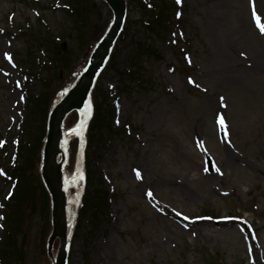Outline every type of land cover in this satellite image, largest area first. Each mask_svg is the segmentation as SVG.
<instances>
[{
	"label": "rangeland",
	"instance_id": "374dc122",
	"mask_svg": "<svg viewBox=\"0 0 264 264\" xmlns=\"http://www.w3.org/2000/svg\"><path fill=\"white\" fill-rule=\"evenodd\" d=\"M162 1L128 0L92 97L107 120L88 148L84 143V157L78 140L70 143L65 173L76 177L75 210L81 205L75 194L84 188L103 189L107 199L102 210L92 204L80 214L68 264H264V33L253 16L264 24V0H181L158 24ZM68 5L76 12H66ZM112 19L102 0H0L1 161L18 160V141L38 144L44 133L47 110L28 95L60 100ZM156 20L164 26L151 34L146 26ZM62 43L66 50L57 57L41 52ZM77 120L70 114L64 128ZM33 161L24 259L53 264L49 207L34 189L38 153ZM11 189L0 174V239L2 200ZM58 247L57 240L54 256Z\"/></svg>",
	"mask_w": 264,
	"mask_h": 264
},
{
	"label": "water",
	"instance_id": "95a60500",
	"mask_svg": "<svg viewBox=\"0 0 264 264\" xmlns=\"http://www.w3.org/2000/svg\"><path fill=\"white\" fill-rule=\"evenodd\" d=\"M112 8L115 15V23L110 32L96 48L87 71L82 75L76 87L57 107L52 115L50 131L45 149L44 181L52 195L54 229L49 240V254L51 255L53 243L57 238L61 240L57 264H66L67 245L74 224L76 213L73 211L74 202L71 201L68 189L72 184L63 175V165L66 160L68 142L81 136L82 129L88 120V96L94 85L97 74L104 67L115 40L122 28L126 15L125 0H105ZM73 110H78L81 115V124L78 129L63 133L62 125L66 116ZM62 155V162H57Z\"/></svg>",
	"mask_w": 264,
	"mask_h": 264
},
{
	"label": "trees",
	"instance_id": "16d2710c",
	"mask_svg": "<svg viewBox=\"0 0 264 264\" xmlns=\"http://www.w3.org/2000/svg\"><path fill=\"white\" fill-rule=\"evenodd\" d=\"M72 4H80V0H70ZM87 1V0H86ZM69 2V1H68ZM70 4V3H69ZM152 5H154L152 3ZM171 5L175 6L173 1L169 0H163L161 4H159L156 9L160 12L158 13V24L162 23L163 20L166 18L168 21L171 14ZM70 6V5H69ZM71 8V7H70ZM75 10V9H74ZM77 15H76V22L82 23L80 21L81 15L80 11L82 10L81 14H84V9H76ZM76 12V11H75ZM156 22L151 21L149 26H146L148 31L152 33H156L157 27L164 25L157 24ZM165 20V21H166ZM164 32V29L161 28L160 34ZM165 32L169 33L168 27ZM164 34V33H163ZM54 49V48H53ZM152 46L150 44H146L144 47V52H149L148 50H151ZM60 53V47H55V50H53L52 54L54 56H58ZM33 102L38 104L37 109L39 111H44L46 109V118L48 114V107H49V99L47 96L43 95L40 96L37 99H33ZM37 114V112H35ZM108 115L101 112V114L98 113L93 120V125L91 130L93 129V135L92 141L94 139L95 130L98 132L99 129L103 126L104 122L107 120L106 117ZM47 120V119H46ZM46 134V121H45V129L44 133L42 134L40 138V142L36 144V138L34 140L30 141H22L20 145V152L18 154L19 159L18 160H12L11 158L7 159L6 161H0V169L4 170L7 174V177L10 178V180L14 184V190L12 194L4 201V207H5V215H4V235L2 237V241L0 242V264H11V261L15 264H25V255H24V240L26 239L25 234L23 233V224H24V218L26 217V208L27 203L29 199L30 193V187H29V175L26 177V173H28L29 168L32 167V164H34L33 156L37 153H40V149L43 146L44 138ZM36 136L35 134L33 135ZM37 182L39 180V183L34 188L37 191H41L45 198L46 202L49 207L50 212V200L48 197V194L38 176L36 178ZM92 188V189H91ZM106 199H107V193L103 191V189H93V187L90 186V188L87 190L86 195L83 198L82 206H81V213L84 212V210L87 208L90 209V211L93 210L94 205H96L99 209L106 205ZM94 204V205H92ZM86 209V210H87ZM100 209V210H102ZM96 214V213H95ZM22 235V243H20L19 237Z\"/></svg>",
	"mask_w": 264,
	"mask_h": 264
},
{
	"label": "bare ground",
	"instance_id": "6f19581e",
	"mask_svg": "<svg viewBox=\"0 0 264 264\" xmlns=\"http://www.w3.org/2000/svg\"><path fill=\"white\" fill-rule=\"evenodd\" d=\"M3 33H8V31H6V30H4L3 31ZM1 40V39H0ZM0 46H1V44H0ZM224 65L225 64H223V67H224ZM238 77H239V75H238ZM234 78H236V77H234L233 76V79ZM83 152H84V146L83 145H80V149H79V155L80 156H82L83 155ZM166 179L165 180H167V181H165V182H167L166 184H163V186H165V187H169L168 185H171V179L170 178H167V177H165ZM73 181H76V177H74V178H71ZM208 179H210V178H208ZM138 180H142V176H139V178H138ZM175 183V182H174ZM172 187V186H171ZM153 192H155L154 190H153ZM154 194V193H153ZM174 220H176V218L174 219ZM179 221H183V218H181V217H179V219H178ZM178 220H176V221H178ZM178 221V222H179ZM199 225V221H196V222H194V223H191V225L190 226H192V227H196V226H198Z\"/></svg>",
	"mask_w": 264,
	"mask_h": 264
},
{
	"label": "snow or ice",
	"instance_id": "6c2138e0",
	"mask_svg": "<svg viewBox=\"0 0 264 264\" xmlns=\"http://www.w3.org/2000/svg\"><path fill=\"white\" fill-rule=\"evenodd\" d=\"M176 3H177V4H180V3H181V0H176ZM253 16H254V18L257 20V26L260 28L261 32L264 33V24H261V23L259 22V17H256L255 11L253 12ZM189 82L192 83L191 80H190ZM219 123H220L222 126L224 125V121H223V118H222V117L220 118ZM216 170L219 171V169H216ZM137 177L139 178V172H137ZM149 195H151V193H149Z\"/></svg>",
	"mask_w": 264,
	"mask_h": 264
}]
</instances>
